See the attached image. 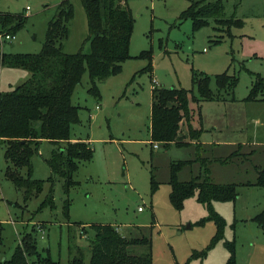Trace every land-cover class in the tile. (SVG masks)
I'll return each mask as SVG.
<instances>
[{
	"label": "rangeland",
	"instance_id": "374dc122",
	"mask_svg": "<svg viewBox=\"0 0 264 264\" xmlns=\"http://www.w3.org/2000/svg\"><path fill=\"white\" fill-rule=\"evenodd\" d=\"M59 0H0V12L20 13L23 22L12 33L0 36V52L34 53L44 38L47 20ZM72 16L62 41L65 52L87 47L86 18L80 0H68ZM133 21L129 57L120 69L99 79L97 94L87 90L86 71L71 92L78 121L70 124V138H87L92 153L77 163L68 188L67 216L60 178L47 180L45 162L52 148L65 144L42 139L30 156V176L40 179L41 189L23 198L21 189L4 175L6 160L0 145V251L8 256L24 232L34 237L40 256L50 263L70 264L76 253L86 264L92 223H109L125 237H146L153 264H226L223 241L233 238V264H264V228L254 219L264 204V186L253 184L256 169L264 166V102L244 99L252 73L264 75V0H221L222 14L241 19L229 34L212 21L192 29L188 17L179 15L190 0H123ZM146 50L147 56L139 52ZM149 64L150 69H146ZM226 72L232 86L217 87L215 75ZM29 71L0 64V92L24 81ZM206 76L217 99L202 100L200 119L194 112L191 125L201 127L200 148L193 144L149 139L150 89L182 87L198 95L197 79ZM193 106L194 103H191ZM155 143V145H153ZM202 156H226L224 161L202 163ZM179 160H186L178 165ZM174 168L177 180L202 175L207 167L211 181L234 182L233 200L213 201L224 219L223 237L200 252L215 226L206 206L193 195L175 208L168 199V179ZM24 173V168L20 169ZM151 177L156 186L151 189ZM51 204L39 206L43 198ZM139 206V208H137ZM33 227V229H32ZM41 227V229H38ZM133 254L146 251L144 244L128 246Z\"/></svg>",
	"mask_w": 264,
	"mask_h": 264
},
{
	"label": "trees",
	"instance_id": "16d2710c",
	"mask_svg": "<svg viewBox=\"0 0 264 264\" xmlns=\"http://www.w3.org/2000/svg\"><path fill=\"white\" fill-rule=\"evenodd\" d=\"M83 7L87 35L82 46L74 52H65L62 41L67 35V23L72 16V6L68 0H59L54 14L47 20L44 38L38 51L34 53L0 52V64L21 67L29 71L27 78L12 88L0 92V145L6 160L4 175L15 187L22 190L23 198L37 193L42 182L30 176V156L35 151L38 141L46 139L56 142L65 140L63 146L50 150L45 158L49 169L47 180H62V211L67 216L69 200L66 197L68 188L75 185L72 173L80 161L89 160L92 149L85 139L70 140V124L77 122V105L70 100L73 87L79 83L81 75L86 71L88 76L87 90L97 94L96 82L120 69L124 59L129 57L128 43L133 17L129 7L123 0H80ZM188 17L192 29H196L212 21L219 29L229 34L231 26H239L241 19L233 15L222 14L221 0H190L179 15ZM23 15L7 11L0 12V33L13 34L20 27ZM14 35V34H13ZM140 56L149 54L146 50ZM146 69H150L149 64ZM252 82L244 99H256L264 102V75L251 72ZM235 78L225 71L215 75L217 87L225 83L232 86ZM198 95L194 96L186 88L180 86H152L149 111V139L159 141L164 146L169 143L185 144L189 139H197L200 128L191 125V115L198 116L199 102L217 99L218 95L207 86L206 76L197 79ZM194 103L193 106H191ZM199 118V116H198ZM183 124V125H182ZM186 160H179L178 165ZM24 168V173L20 169ZM171 170L168 199L175 208L182 206L183 200L193 195L207 209L204 219H211L215 229L206 246L211 247L223 237L225 221L213 209V200H233L236 195L234 182L218 183L210 180L207 167L202 175L187 180H177ZM253 184L264 186V166L256 169ZM156 186L151 177V189ZM51 204V197H44L39 206ZM264 228V204L253 215ZM91 236L88 239L89 256L86 264H153L150 256V241L146 237H125L117 228L109 223H92ZM33 229V227H32ZM1 244V239H0ZM144 244L146 251L133 254L128 246ZM228 257L226 264H233V238L224 240ZM34 261L50 263L49 258L40 256L34 237L24 232L19 237L10 254L2 256L0 264H32ZM70 264H81L82 258L76 253L69 259Z\"/></svg>",
	"mask_w": 264,
	"mask_h": 264
},
{
	"label": "crops",
	"instance_id": "0c3cea01",
	"mask_svg": "<svg viewBox=\"0 0 264 264\" xmlns=\"http://www.w3.org/2000/svg\"><path fill=\"white\" fill-rule=\"evenodd\" d=\"M201 102V101H200ZM199 102V103H200ZM200 106H201V104H199V109H198V113H199V119H200V117H201V113H200ZM190 123H191V120H190ZM183 125V124H182ZM199 128H200V133H199V135H198V137H197V139H189V138H186L185 140L187 141V144H193L194 146H196V147H198V149L200 148V146H199V144H201V141H200V138H199V136H200V134H201V127L199 126ZM77 138H80V137H77ZM77 138H75V137H72V138H70V140H74V139H77ZM80 139H83V138H80ZM85 140L86 141H88V139L87 138H85ZM89 142V141H88ZM201 153V152H200ZM231 155V153L230 154H228V155H226V156H224V157H222V156H214V155H210V156H202V153H201V155H200V157H199V159H201L202 160V163H205V162H210V161H224L225 160V157L227 158V157H229ZM213 201H216V200H213ZM213 201H212V203H213ZM137 208H139V206L137 207Z\"/></svg>",
	"mask_w": 264,
	"mask_h": 264
},
{
	"label": "built area",
	"instance_id": "2783aa9c",
	"mask_svg": "<svg viewBox=\"0 0 264 264\" xmlns=\"http://www.w3.org/2000/svg\"><path fill=\"white\" fill-rule=\"evenodd\" d=\"M0 36H3L5 39H11L14 37L13 34H8V33H0ZM153 145H155V143ZM38 229H41V227H38Z\"/></svg>",
	"mask_w": 264,
	"mask_h": 264
}]
</instances>
